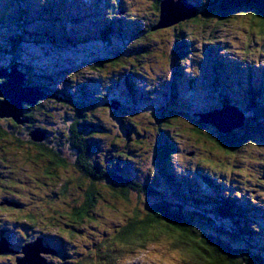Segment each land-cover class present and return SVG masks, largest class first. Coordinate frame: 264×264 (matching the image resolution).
<instances>
[{"label": "rangeland", "instance_id": "374dc122", "mask_svg": "<svg viewBox=\"0 0 264 264\" xmlns=\"http://www.w3.org/2000/svg\"><path fill=\"white\" fill-rule=\"evenodd\" d=\"M7 1L0 0V10L5 16H10L16 10V5ZM40 1L24 0V4L33 9L31 11L34 14L30 13L32 22L40 21L27 25V28L35 33L43 25H48L46 29L51 30L50 38L56 39L58 43L65 40L66 46L59 53H50L44 47H41L42 52L40 48L25 47L35 58L28 66L33 74L29 72V77H33L35 83H47L50 89L46 95L48 97L38 100L37 104L24 103L28 123L17 125H27L36 120V116L50 113L53 119L51 123L55 124L53 121L56 120L55 126L64 129L78 115L83 124L99 126L100 131L97 126L83 130L92 138L95 137V141H91L92 146L95 144L94 150L97 149L95 154L107 153L108 159L105 161L110 168L118 166L124 172H133V180L144 182L151 179V185L157 186L160 185L157 165L165 164L164 168L169 167L175 172L167 190L158 187L163 194L148 196L131 193L129 202L120 200L118 191L121 181L115 184L118 193L108 185H99V196L95 200L91 218L79 226L71 222L69 214L71 206L76 207L74 202L82 204L86 197V193L79 190L81 184L75 180L80 173L74 168H56L54 180L45 177L42 163L35 159L39 154L36 143L27 142L21 147L6 148L3 138H0V146L5 148L9 158L6 161L2 159L5 154L0 152V160H3L0 163V180L7 181L3 183L4 189L0 184V201L4 209L0 210V240L3 236L8 238L9 247L15 251L0 256V264H16V259L24 257L21 253L23 248L31 244L34 246L30 250L40 247L52 252L41 254L45 264L101 263L99 255L105 252L102 247L111 243L110 240L113 241V237L117 236L115 232L131 220L134 215L132 211L139 212V218H142L158 202L167 201L177 205V198L181 200L178 194L183 193L186 187L199 195L202 191L211 195L213 191L230 193L237 196L239 201L244 197V201H249L253 207L249 209L250 213L262 212V217L247 214L262 230L259 231L260 240L254 242L253 239L245 238L244 243L254 245L257 249L255 252L264 256V188L261 189L264 184V120L258 123L252 118L249 121L251 125L231 132L243 143L240 154L236 156L216 147L215 141L219 139L220 132L214 122L202 127L197 125L203 114L224 107V94L231 96L228 99L235 100L225 105L234 104L241 110L244 107L246 113L247 100L251 101L250 91L254 89L255 93H259L264 85V32H259L253 12L236 7L227 20L219 21L218 12H215V18L210 22L187 20L154 34L146 30L160 19L155 9L157 0H63L69 6L61 5L62 8H58L63 14L59 25L53 18L55 13L46 18L44 6L41 9L37 6ZM193 1L204 4L208 0ZM44 3L48 7L50 0ZM112 11L113 18L107 14ZM118 21L126 24L117 23L113 26L114 36L118 37V32L123 33V37L128 36L126 29L132 27L129 23L133 25L132 30H143L137 35L138 42L133 45L135 49L130 55L127 50L122 52L127 49L125 43L130 44L129 37L124 45L118 41L119 37L113 39L118 45H110L108 36L102 35V32L107 31L106 25ZM10 29L11 25L7 23L0 26L1 48L13 32ZM175 29L177 34L182 31L185 33L189 48L185 59L176 58L173 54L175 41L181 40L180 34L176 37ZM107 44L113 51L115 46L122 45V53H119L123 55L122 62L120 60L115 67L106 61L117 53L104 54L100 48ZM1 51L0 64H12L10 55L5 57ZM47 51L49 53L45 54ZM29 58L27 54L24 59L28 61ZM14 65L19 66L17 63ZM217 77L225 82L216 85ZM150 99L152 102L148 103ZM136 102L138 106L134 107L132 103ZM259 104L262 106L263 101L259 100ZM239 109H236V114L243 115ZM173 114H180V121L170 126L163 123L164 117L169 118ZM247 116H251V113H247ZM12 123L15 122L1 119L0 127L13 130ZM254 124L260 125V130L256 129L257 125L254 126L257 132L250 129ZM103 131L101 137L93 136V133ZM37 134L45 137L40 132ZM113 136L114 141H110ZM143 138V152H126L124 147L133 146L129 145L130 142H138ZM163 140H169L176 149L172 160L161 156L156 149L159 143L156 141L163 143ZM59 141L64 146V140L59 137ZM123 153H126V157ZM150 155L152 158L147 163ZM10 160L11 163L8 162ZM180 174L184 181L174 182L178 179L176 175ZM203 175L212 177L213 188L208 189L197 181ZM63 182L68 184V195L60 197ZM11 184L14 188H10ZM112 194H117L119 199L113 198ZM3 199L6 200L3 202ZM114 201L118 203L113 204ZM7 202L9 205L12 202V208L7 207ZM109 203L113 208H110ZM191 211L187 209L184 214L189 216ZM26 215L34 216L36 223L31 225L25 221ZM156 228L150 234L151 237L169 234L162 228ZM163 241L164 238L159 243ZM127 253L121 252L115 264H182L179 255L169 245L151 244L145 252Z\"/></svg>", "mask_w": 264, "mask_h": 264}, {"label": "trees", "instance_id": "16d2710c", "mask_svg": "<svg viewBox=\"0 0 264 264\" xmlns=\"http://www.w3.org/2000/svg\"><path fill=\"white\" fill-rule=\"evenodd\" d=\"M10 1H12L16 5V10L12 14H10V16H5L0 10V26H3V24L7 23L11 25L10 30H13V32L6 40V45L4 44L2 48L0 45V49L2 50L1 52L3 56L6 57L10 55L9 59L12 60V64H9L8 66L0 64V68H11L15 63L19 64V70L22 73H27V75L24 73V81L26 83L25 85L39 87L40 90L44 92L47 91L46 93H48L50 88L47 83L38 84L35 83V79L33 77H29V72L32 74V70H29L28 66L30 65L29 63H31V61L35 58L33 57V54L30 53L31 51H29L25 47L29 46L32 47V49L40 48L39 50L41 52V47H44V49L48 50L50 53H59L62 52V50H64V47L66 46L65 40L62 43H58L57 41H55L56 39H51V30L46 29L48 25H43L39 28L40 30L37 29V32L35 33L32 32L31 29L29 30L27 28V25L30 26V24H36L37 22H40H32L33 18H31L30 13L34 14L33 11H31L33 9L27 7V5L24 4V0H9L7 2L11 3ZM45 1L41 0L37 6L40 9L44 6V15L47 19L50 18L52 13H55L53 14V18L57 20L56 22L59 25L62 20L63 14L60 10H58V8H62L61 5L69 6V3H64L63 0H50V4L47 7V4L45 5L44 3ZM187 2L195 10H197V14L188 21L194 20L198 22L201 20H205L204 23L210 22L215 18V12H218V20L223 21L227 20L228 16L233 13L232 10L237 9L236 7H244L243 9H249L253 12L252 16L257 19V27L258 29H260L259 32H264V3L262 2L255 0H208L204 4L198 3L193 0H187ZM160 3L161 0H157L155 7L159 14ZM106 7L107 4L104 8L106 9ZM4 13H6V11H4ZM112 13L113 11L107 14L113 18ZM158 22L148 28L146 32H151L154 34L159 32L160 30H153L158 25ZM117 23L120 22H111L110 25H106L105 27L107 28V31L102 32V35L105 36L106 34L108 36L110 45H118V42L113 41V39L118 37L120 38L118 39V41H120L121 44L124 45V42H126L129 37L131 40L129 42L130 44L128 45V42L125 43L127 49H123L122 52L124 53L127 50V54L130 55L133 52V49H135L133 48V45L138 42L137 35L140 34V32H142L143 30H132L133 25L129 23L132 27H128V29L132 31L126 29L128 32V36L124 35L123 37V33L120 34V32H118L119 35L117 37L114 36V31L112 29L114 28L113 26L118 25ZM120 24L123 25L126 24V22L123 21ZM52 26L55 25L52 24ZM62 29H64V26H62ZM177 32V29H175L176 37L180 34L179 38L181 40L175 41L173 54L176 58L185 59L189 52V48L187 47V44L185 42V33L184 31H182L177 34ZM62 39H65V37L62 36ZM48 43L51 45H48ZM121 44L119 46H115V51H113L111 46L108 44L102 45L100 47L102 48V53L104 54L112 55L117 53V55H114L113 58H110L108 61H106L110 66L115 67L117 63H120V60L123 57V55L119 54L122 53ZM48 51L45 52V54L49 53ZM27 54L30 55V60L28 61L24 59ZM36 55L40 58V55ZM133 58L136 59V57ZM99 61L101 62V60ZM21 65L27 67L28 69L26 68L25 70L21 68ZM218 69L219 68H216V70ZM216 74L217 76H219L217 71ZM215 82L217 85L225 81H222L220 77H217ZM128 83L129 80L126 81V84ZM194 83L195 82L192 80L193 85ZM261 88L262 89L261 91H259V93H255L254 89H250V93L252 95L250 94L249 96L251 101L247 100L249 104L245 107L246 113L244 112V107L242 108L243 110H241L238 108V106H234V102L232 103L233 105H230L234 106L236 109H239V111L243 113V115L245 116V127H248V124L251 125V122L249 121H251L252 118H254L258 123L260 120H264V85ZM223 97V106L232 101H235L231 98L228 99V97L231 96H228L227 94H224ZM259 100L263 101L262 106L261 104H259ZM151 102L152 99H150L148 103ZM115 103L121 104V102L117 101ZM41 104L44 105V103L42 102ZM132 105L134 107H137L138 102L132 103ZM26 110L27 109L24 107L25 112ZM247 113H251V116L246 117ZM45 114L43 116H36V120H33L27 125H17V123H12L11 125L13 127V130H4L0 127V138H3L6 148L15 146L21 147L27 145L28 143H36L39 154L35 159L37 160V162L40 161L42 163V170L45 177H49L54 180V178H56V172L54 171L56 168H74L80 173L75 180L79 182V184H81L79 190L84 191L86 193V197L82 204L80 203L78 205L74 202L76 207L71 206V213L69 214V216L71 222H73L74 225L80 226L85 220L91 218L92 209L96 204L95 200L99 196V185H108L112 189V191L117 192V190L115 189L117 188L115 184H118V181H121L119 183L120 191L118 192L121 195L120 200L122 202L124 200L128 201L129 194L131 193L135 195L147 194L148 196H155L158 194H163L159 190V188L161 190H164V188L165 190H167V187L170 186L168 185V183H170L172 177H174L173 173L175 171L173 172L169 167L164 168L165 164L157 165V172L160 183L159 186H157L156 184L151 185V182H153L151 179L145 180L144 182H140L138 180L135 181L133 180V172H124V169H121L118 166H115L114 169L107 166L105 161L108 159L107 153L103 152L102 155L94 153L97 149L94 150L95 144L93 143L92 146L91 141H95V137L92 138L91 135L87 134V132L84 133L83 130V128L90 129L94 125L83 124L82 120H80L79 116L77 115V117H75L71 124H67V128L59 129L55 126V124L57 125L56 120L53 121V123L55 124L51 123L53 120L51 119L52 116L50 117L51 114ZM179 116L180 114H173L172 117H164L163 123L165 122L170 126V124H173V122H177L178 120L180 121ZM23 118L28 119L25 114ZM197 125L198 127H202L205 125V123L201 122L200 120L197 122ZM255 125H257L256 129L258 130L260 126L259 124H254L250 127V129L255 130ZM95 126H97L98 131H100L99 126ZM20 127H22L23 129H20ZM23 130L25 131V133H23ZM39 132L40 134L42 133L45 136L40 142L33 139V136ZM255 132L257 131L255 130ZM198 133L202 134L200 131H198ZM102 134H104V131L93 133V136L101 137ZM137 136L140 135L137 134ZM59 137L64 140V146L59 141ZM128 140H130V138H128ZM143 140L145 139L143 138L138 142H130L129 145L133 146L124 147L126 152L128 150L130 152H136L137 154L143 152L142 149H144L145 147V141ZM110 141H114V136L110 139ZM156 142H159L156 146V149L159 150V154L161 156H167V160H172L173 156L175 155L176 149L171 144V142L169 140H163V143H160V141ZM216 142V147L218 149L227 152L228 154H233V156H236L238 153L240 154L241 147L243 146L242 139L236 137V135L233 133L220 132V137L215 141V143ZM0 151L5 154L2 159H4L5 161L7 159L9 160V158L6 156L5 148L0 146ZM123 154L124 157H126V153ZM99 157H102L103 159ZM151 158L152 157L150 155L147 163H149ZM2 159L0 160V163H3ZM11 161L12 160L8 162L11 163ZM176 178L178 179L174 182L178 181L177 183H179L184 181L182 174L176 175ZM198 181L200 182V184H204L203 186L208 189L213 188L214 186L213 180L210 176L203 175L202 178H198ZM12 185L13 184L10 185V188H14V186ZM61 185L62 187L60 188V197H65L66 195H68V184L66 182H63V184ZM205 192L202 191L200 195L195 194L190 191V188L186 187L183 193L178 194V197L180 196L181 200L177 198V205H174V203H168L167 201L158 202L152 205L146 211L145 217L142 216V218H139V212L135 210L132 211V214L134 215L131 220H129L123 227L119 228L115 232L117 236L113 237V241L110 240L111 243H108L106 246L102 247L103 250L105 249V252H103L104 254L102 256L99 255L101 263L98 264H115V260L118 256H120L119 254L121 252L128 251V255L134 254L135 252H143L147 250L149 245L151 244L169 245L170 249L174 250V252L179 255L182 264H264V256L260 254V252H255V250L257 251L256 247L254 245L249 246V243L246 245L244 243L245 238L251 241L254 240V242L259 241V237L261 236V232L259 233V231H262L261 228L257 226V223L247 217V214H251V216L262 217L263 213L257 211H255V213H250L249 209H252L253 207L249 201H244V197L241 199V201H239L237 199V196H234L230 193H214L213 191H211L210 195V193ZM244 196L246 195L244 194ZM112 197L115 199H119V196L117 194H112ZM238 198L240 199L241 196H238ZM116 203L118 202H114L113 204ZM109 205H111L110 208H113L111 203H109ZM187 209H192L189 216H186V214H184V211ZM24 220L31 225L36 223V220L32 215H26L24 217ZM154 228H162V230H166L169 234H163V237L159 236L158 238L151 237L150 234L154 233ZM1 238L6 237L3 236ZM163 238L164 241L162 243H159ZM81 264H86V261L82 262Z\"/></svg>", "mask_w": 264, "mask_h": 264}, {"label": "water", "instance_id": "95a60500", "mask_svg": "<svg viewBox=\"0 0 264 264\" xmlns=\"http://www.w3.org/2000/svg\"><path fill=\"white\" fill-rule=\"evenodd\" d=\"M264 3V0H255ZM197 14L187 0H161L160 3V19L158 25L153 30H163L173 27L183 21L193 18ZM25 74L19 70L18 65L11 68H0V118L12 119L17 124L28 123V119H24V103L35 105L38 100L45 99L46 92H41L39 87L26 86ZM119 104V103H118ZM116 107V106H113ZM201 122L215 123V127L222 133H231L237 128L244 126L245 116L241 113L236 114L233 106L226 105L222 109L215 110L208 114H203ZM39 137V138H37ZM33 139L40 142L42 137L36 134ZM30 245V244H29ZM7 238L0 240V256L8 253H14L11 249ZM34 246H26L21 252L24 257L16 259V264H45V260L41 254H48L47 249L29 248Z\"/></svg>", "mask_w": 264, "mask_h": 264}, {"label": "flooded vegetation", "instance_id": "af4514ba", "mask_svg": "<svg viewBox=\"0 0 264 264\" xmlns=\"http://www.w3.org/2000/svg\"><path fill=\"white\" fill-rule=\"evenodd\" d=\"M5 119V118H4ZM0 120H1V118H0ZM5 120H12V119H5ZM1 152V151H0ZM1 169V168H0ZM5 182V180H3V182L0 180V184L3 186V183ZM3 189H4V186H3ZM6 199H3L2 201L4 202ZM11 204H12V202H11ZM10 204V205H11ZM9 205V202H7V207H9L10 206ZM11 207V206H10ZM3 209V207H2V205H1V201H0V210H2ZM12 208V207H11ZM4 210V209H3Z\"/></svg>", "mask_w": 264, "mask_h": 264}, {"label": "bare ground", "instance_id": "6f19581e", "mask_svg": "<svg viewBox=\"0 0 264 264\" xmlns=\"http://www.w3.org/2000/svg\"><path fill=\"white\" fill-rule=\"evenodd\" d=\"M82 30V29H81ZM145 179V178H144ZM136 181V180H135ZM135 188V187H134ZM152 193V192H151ZM118 200V199H117ZM115 202V201H114ZM17 248V247H16Z\"/></svg>", "mask_w": 264, "mask_h": 264}, {"label": "clouds", "instance_id": "9594fccd", "mask_svg": "<svg viewBox=\"0 0 264 264\" xmlns=\"http://www.w3.org/2000/svg\"><path fill=\"white\" fill-rule=\"evenodd\" d=\"M2 239V238H1ZM10 242V241H9ZM9 254V253H8ZM6 255V254H5Z\"/></svg>", "mask_w": 264, "mask_h": 264}]
</instances>
